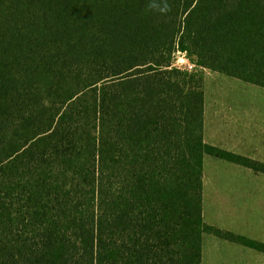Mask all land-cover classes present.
<instances>
[{
	"label": "trees",
	"instance_id": "16d2710c",
	"mask_svg": "<svg viewBox=\"0 0 264 264\" xmlns=\"http://www.w3.org/2000/svg\"><path fill=\"white\" fill-rule=\"evenodd\" d=\"M151 3L0 0V264L264 253L204 216L207 156L264 174L205 137L206 71L264 88V0Z\"/></svg>",
	"mask_w": 264,
	"mask_h": 264
},
{
	"label": "rangeland",
	"instance_id": "374dc122",
	"mask_svg": "<svg viewBox=\"0 0 264 264\" xmlns=\"http://www.w3.org/2000/svg\"><path fill=\"white\" fill-rule=\"evenodd\" d=\"M206 140L264 162V88L206 71ZM212 144V143H211ZM204 216L209 224L264 242V174L207 156ZM203 264H264V253L206 233Z\"/></svg>",
	"mask_w": 264,
	"mask_h": 264
},
{
	"label": "built area",
	"instance_id": "2783aa9c",
	"mask_svg": "<svg viewBox=\"0 0 264 264\" xmlns=\"http://www.w3.org/2000/svg\"><path fill=\"white\" fill-rule=\"evenodd\" d=\"M176 64L187 70H193L196 67L195 63L185 53H179Z\"/></svg>",
	"mask_w": 264,
	"mask_h": 264
},
{
	"label": "clouds",
	"instance_id": "9594fccd",
	"mask_svg": "<svg viewBox=\"0 0 264 264\" xmlns=\"http://www.w3.org/2000/svg\"><path fill=\"white\" fill-rule=\"evenodd\" d=\"M150 7L158 10H166L167 8L166 0H164L163 2V8L161 7V0H152Z\"/></svg>",
	"mask_w": 264,
	"mask_h": 264
},
{
	"label": "crops",
	"instance_id": "0c3cea01",
	"mask_svg": "<svg viewBox=\"0 0 264 264\" xmlns=\"http://www.w3.org/2000/svg\"><path fill=\"white\" fill-rule=\"evenodd\" d=\"M205 126H206V124H205ZM206 137V136H205ZM212 144H214V145H216L217 143H213V142H211ZM218 146V145H217ZM220 147V146H219ZM223 148V147H222ZM225 149V148H224ZM227 150H229V149H227ZM241 154V153H240Z\"/></svg>",
	"mask_w": 264,
	"mask_h": 264
}]
</instances>
